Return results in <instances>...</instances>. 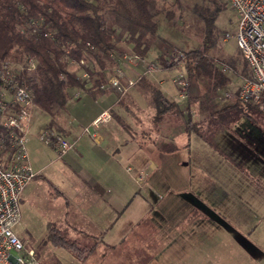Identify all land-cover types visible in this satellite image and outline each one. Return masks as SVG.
Segmentation results:
<instances>
[{
	"label": "rangeland",
	"instance_id": "rangeland-1",
	"mask_svg": "<svg viewBox=\"0 0 264 264\" xmlns=\"http://www.w3.org/2000/svg\"><path fill=\"white\" fill-rule=\"evenodd\" d=\"M222 1L226 7L219 12L215 20L217 41L211 49V54L230 81L226 86L214 92L206 87L205 83L191 78V92L186 96H182L177 86L171 81L172 94L179 99L177 103L184 110L185 116H190L192 119L191 125L195 129L190 131V135L194 150H197L199 142L204 140L207 143H203L210 151H213L217 145L221 147V156L218 159L219 171L224 177L225 175L228 177L229 172L234 173L235 183L233 184L245 195L247 193L246 197L243 194L242 199H238L240 205L237 207L239 211L236 216L254 218L255 226L258 227H255L252 236L256 238L255 242L260 247L252 249L254 252L252 256L256 264H264V198H260L264 188V113L249 104L237 102L234 97L226 96L228 90L237 92L244 78L234 72L228 62L235 59L238 71H241L244 58L233 36L237 30L238 14L227 0ZM209 4L210 0H158L159 7L163 8V12L158 17L159 40L145 56L146 60L158 63L156 57L160 52H165L167 57H170L175 51L186 52L201 47L206 24L194 12V7L196 5L208 7ZM165 10L172 12V18L169 19L166 16ZM105 16L107 20L110 19L108 14ZM229 34L232 37H228ZM118 46L122 52L129 54L134 52L129 47H132V44L126 39H121ZM88 63L94 66L91 60ZM180 67L179 65L178 68L173 69L171 75L167 73L168 77L175 78L181 71ZM141 70L143 67L140 64L132 75H136ZM140 83L144 87L142 89L146 91L144 93L141 90L143 94L140 97V104L141 107L143 106V112L137 111L135 107L133 110L128 108L129 111L121 108V112L129 123V128L132 129L131 126H133L140 135L137 145L141 146L142 150H139V156H142L146 163L150 161L153 148L158 145V142L162 144L163 138L160 141L156 138V125L153 121L155 106L151 99L149 86L146 87L147 84L143 81ZM150 83L152 85V82ZM81 94V96H74L80 97L76 106L83 109L86 101L91 98L83 94V91ZM187 110L189 114L186 113ZM64 114V110H60L52 118L39 109L36 121L38 125L53 124L56 126ZM135 118L143 120L142 125L135 127L134 124L138 123ZM166 119L178 120L180 118L176 113H172ZM165 133L167 132H162V134ZM28 146L32 161L33 153L30 144ZM237 148L253 153L256 164H242L238 161L239 159L233 153ZM155 153L153 157L160 160L159 155ZM53 154L51 152L50 155L48 154L50 160L58 157L56 153ZM184 155L185 153L180 157L169 156L166 158L167 164L152 170L147 166L148 169L141 173L140 170L138 171V164L124 156L117 155L121 165H118L119 173L115 176L118 179L113 184L115 189L112 188L110 193L113 194L114 207L117 210L113 212L112 217H107L106 221L96 222L94 217H65L66 200L58 195L55 185L61 183L63 175L54 171L52 173L53 184L38 175L35 178L39 184L36 189H33L31 196L25 195L24 192L22 194L20 200L22 227L18 230V234L27 248H33L38 253L44 264H154L153 245L151 242L149 246L148 242L146 244V241L152 238V233L139 234L140 230L131 223L134 217H189L191 213L193 215L196 213L185 210L186 200L189 199L186 191L189 173L183 164H178L179 159ZM128 166H131V171L127 170ZM241 172L246 176L242 175L238 181L235 175H240ZM140 174L144 178L142 181L137 179ZM81 176L85 175L81 173ZM120 186L124 187H122V193H120ZM237 194L242 196L241 193ZM262 195L264 197V193ZM80 208L78 206L79 210ZM75 210L78 212L73 206L72 213ZM74 218L80 221L79 224H82L85 229H92V232L78 228L76 223H72ZM92 223L100 226L102 237L94 235ZM50 228L60 231L68 241L75 244V249L70 250L55 245L48 237ZM110 246L116 247L111 248Z\"/></svg>",
	"mask_w": 264,
	"mask_h": 264
},
{
	"label": "crops",
	"instance_id": "crops-1",
	"mask_svg": "<svg viewBox=\"0 0 264 264\" xmlns=\"http://www.w3.org/2000/svg\"><path fill=\"white\" fill-rule=\"evenodd\" d=\"M158 40L159 35L155 42ZM129 47L133 50L131 46ZM156 60L158 61V56ZM171 72L172 70L161 69L154 75L145 76L144 80L152 82L170 100L178 102L179 99L172 94L173 79L167 75V73L171 75ZM103 85L99 89L95 88L97 90L94 93L83 92L91 98L86 101L83 109L76 106L80 98L74 96L76 89L70 91L64 117L56 126L68 139L76 140L74 150L61 158L50 160L48 154L50 155V152L55 154V151L40 142L35 133L28 142L33 153L30 161L34 169L40 171L39 175L52 184L54 171L63 175L61 183L55 185L58 195L66 200L65 217H94L96 222L106 221L107 217H112L117 208L114 207L113 194L110 193L112 188L115 189L113 184L118 180L115 176L119 173L118 165H121L117 155L138 164V171L141 173L145 169H158L167 164L166 158L169 156L180 157L185 153L178 161V164H183L189 173L186 183L189 199L186 200L185 210L196 213L194 215L191 213L189 217H134L131 223L140 230L139 234L152 233V240L146 241V244L148 242L149 246L151 242L153 245L154 264H256L252 249H258L260 246L256 244V238L252 235L258 226H255L253 217L236 216L239 211L237 207L240 205L238 199H242L243 194L246 197L247 193L245 195L233 184L234 173L229 172V176L224 177L219 171L221 147L217 145L210 151L203 143H207L204 140L200 141L197 150H194L190 132L186 130L183 119L165 118L156 125V138L158 141L163 138V142L162 144L158 142L151 153L149 152L152 156L146 164L143 157L139 156V150H142V147L137 145L140 135L133 126L132 129L129 128V123L121 112L122 109L133 110L134 107L137 111L143 112L140 97L142 92L146 91L142 89L144 88L142 83L139 82L121 98L114 90ZM73 101L75 103H72ZM180 109L184 112L182 108ZM154 110L156 113V109ZM105 111H108L109 117L93 125ZM135 119L138 122L134 124L135 127L142 125L143 120ZM85 127H89L90 133L94 136L85 132ZM165 131L167 133L162 134ZM154 153L159 155L160 160L153 157ZM233 153L242 164H256L255 155L251 152L237 148ZM81 173L85 176L82 177ZM239 174L235 175L238 181L242 175L246 176L243 172ZM38 184L37 178L33 179L24 194L31 196ZM122 187L120 186V193L124 188ZM262 191L261 199L264 198L262 195L264 188ZM237 193H241L242 196ZM73 206L78 212L75 210L72 213ZM78 206L81 207L80 210ZM72 223H76L75 225L84 231L92 232V229H85L79 224L80 221L76 218ZM93 229L95 236L102 237L99 225L93 224Z\"/></svg>",
	"mask_w": 264,
	"mask_h": 264
},
{
	"label": "trees",
	"instance_id": "trees-1",
	"mask_svg": "<svg viewBox=\"0 0 264 264\" xmlns=\"http://www.w3.org/2000/svg\"><path fill=\"white\" fill-rule=\"evenodd\" d=\"M225 7L222 0H210L208 7H194V12L204 20L206 28L202 46L184 52L182 58L181 69L187 81L188 95L191 78L205 83L214 92L230 81L211 54L217 41L215 20ZM165 11L166 16L172 18V12ZM162 12L158 0H0V60L24 54L38 59L31 81L35 102L41 111L53 118L57 112L66 109L72 89L94 93L106 83L105 69L115 62L111 55L121 52L118 46L121 39L130 41L133 51L145 57L158 37V17ZM106 14L110 16L109 20ZM39 21L52 32L50 36L27 32L33 22ZM82 58L94 63L92 68L87 67L93 77L91 85L83 82L71 65L73 59ZM228 63L239 76H249L245 59L241 71H238L235 59ZM158 64L165 70L178 68L165 52L159 53ZM142 81L147 84L144 86H149L152 94L156 109L155 125L176 113L183 119L187 131L195 129L191 125V117L185 116L177 102L170 100L144 77L139 80ZM188 110L187 114L190 113ZM50 126L61 131L53 124ZM48 237L57 246L75 249V244L57 229L50 228Z\"/></svg>",
	"mask_w": 264,
	"mask_h": 264
},
{
	"label": "built area",
	"instance_id": "built-area-1",
	"mask_svg": "<svg viewBox=\"0 0 264 264\" xmlns=\"http://www.w3.org/2000/svg\"><path fill=\"white\" fill-rule=\"evenodd\" d=\"M227 1L238 14L237 30L233 36L248 64L249 76L243 78L237 92L228 90L226 96L234 97L264 113V0ZM27 32L35 35L44 33L46 36L52 33L41 21L33 22ZM228 37L232 35L229 34ZM111 56L115 58V62L105 69L107 81L103 87L114 90L120 97L143 77L161 70L158 63L149 62L135 52H114ZM183 56V51H175L170 59L182 67ZM70 62L78 77L91 85L93 77L87 67L92 66L88 61L82 58ZM140 64L143 70L133 76V71ZM37 66L38 59L30 54L0 60V264H43L38 253L33 248H27L18 234L22 227V194L28 184L40 174L30 161V137L35 133L40 142L55 151L58 158L76 147V140L68 139L62 131L49 124H37L39 107L35 102L31 82ZM180 70L173 78V83L180 94L186 96L187 81L184 72ZM82 91L76 90L74 95L79 96ZM108 117L109 113L105 111L93 125ZM84 131L90 133L89 127H85ZM127 170L131 171V167H127ZM137 179L142 181L143 175H138Z\"/></svg>",
	"mask_w": 264,
	"mask_h": 264
}]
</instances>
